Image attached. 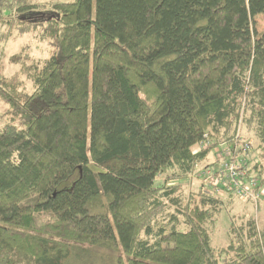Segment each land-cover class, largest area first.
Masks as SVG:
<instances>
[{
  "label": "trees",
  "instance_id": "16d2710c",
  "mask_svg": "<svg viewBox=\"0 0 264 264\" xmlns=\"http://www.w3.org/2000/svg\"><path fill=\"white\" fill-rule=\"evenodd\" d=\"M259 15L264 0H0V46L39 25L55 48L13 55L11 76L0 59V264H65L74 246H109L118 264H264L254 215L214 247L230 199L183 188L206 136H253L248 172L264 186Z\"/></svg>",
  "mask_w": 264,
  "mask_h": 264
},
{
  "label": "rangeland",
  "instance_id": "374dc122",
  "mask_svg": "<svg viewBox=\"0 0 264 264\" xmlns=\"http://www.w3.org/2000/svg\"><path fill=\"white\" fill-rule=\"evenodd\" d=\"M40 1L49 2L72 0ZM41 28L42 27L39 25L32 26L31 30L24 34H20L16 31L13 37L2 43L0 47L3 55H0V59H2L3 69L6 75L11 76L19 70V66L13 63L11 60V57L13 55L21 54V56L27 55L30 58L43 59L49 57L55 51L54 44L51 39H41ZM255 28L259 33L264 31V17L262 15H259L255 18ZM19 79H21V81L24 83L26 89L28 91H31V82L27 80L24 75H19ZM9 110V105H7L0 98V129L11 122ZM245 135L249 136L246 132ZM249 139V143L251 145L250 153H252V150H255V147L257 146V141L253 136H250ZM212 145L213 144L210 143V147L207 146V148L201 149V151L209 152V158H207L204 163L196 165V174L191 178V182L190 180H188L183 183V188L186 195H190L192 193H196L199 190H202L201 187L203 180L200 177L202 171L207 169V167H213V165H215L216 157L214 156V148H217V146L212 147ZM193 149L195 151H198L197 147H194ZM160 179H163V177L161 176ZM257 192H259V200L257 204H253L247 199H242L240 196L232 192H222V194L218 196L223 197L226 200L230 199V201H228L227 205L224 206L220 215L215 218L214 223L212 225H209L211 244L214 247H221L229 241V228L231 226L232 218L234 215L240 216L242 213L246 212L248 216L254 215L257 218V222L260 227L264 225V186H262ZM230 195H233V197L227 198ZM35 202V200L30 201V203ZM179 220L180 222H182L181 217H179ZM186 229V226L181 227V230ZM117 256L118 252L110 248L109 246H74L72 248L71 255L66 260L65 264H118Z\"/></svg>",
  "mask_w": 264,
  "mask_h": 264
},
{
  "label": "built area",
  "instance_id": "2783aa9c",
  "mask_svg": "<svg viewBox=\"0 0 264 264\" xmlns=\"http://www.w3.org/2000/svg\"><path fill=\"white\" fill-rule=\"evenodd\" d=\"M211 142L206 136L205 140L196 147L198 151L207 148ZM210 147V146H209ZM215 150V165L203 170L200 177L203 180L201 189L206 194L220 196L222 192H232L242 199L253 204L259 200L258 180L249 175L247 155L251 150L250 143L238 142L233 147H217ZM242 181V182H241Z\"/></svg>",
  "mask_w": 264,
  "mask_h": 264
}]
</instances>
